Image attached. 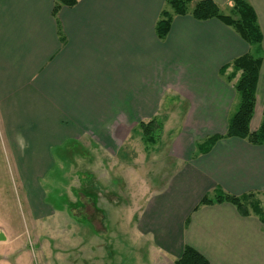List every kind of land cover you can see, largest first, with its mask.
I'll return each mask as SVG.
<instances>
[{
	"label": "crops",
	"instance_id": "1",
	"mask_svg": "<svg viewBox=\"0 0 264 264\" xmlns=\"http://www.w3.org/2000/svg\"><path fill=\"white\" fill-rule=\"evenodd\" d=\"M54 1L0 0L2 131L27 126L35 115H48L49 126L67 115L75 128L62 137L87 132L114 157L140 123L156 119L163 133L169 117L185 110L165 152L174 169L146 196L136 219L144 244L123 253L132 264H174L189 246L209 264H264V222L238 215L228 203L195 210L215 192L264 194V145L224 138L207 151L197 149L226 133L240 74L228 82L229 65L252 47L220 21L188 15L173 16L158 40L165 0H78L53 17ZM211 1L221 10L231 7L229 0ZM248 2L262 34L249 124L254 132L264 108V0ZM93 100L98 114L91 112Z\"/></svg>",
	"mask_w": 264,
	"mask_h": 264
},
{
	"label": "rangeland",
	"instance_id": "2",
	"mask_svg": "<svg viewBox=\"0 0 264 264\" xmlns=\"http://www.w3.org/2000/svg\"><path fill=\"white\" fill-rule=\"evenodd\" d=\"M99 105L89 103L93 114ZM184 112L169 117L156 145L145 147L138 127L114 157L87 132L62 137L74 127L67 115L50 126L48 115H35L27 126L6 133L0 127V232L7 239L0 242V264H132L123 252L144 244L136 219L146 196L174 169L165 152Z\"/></svg>",
	"mask_w": 264,
	"mask_h": 264
},
{
	"label": "trees",
	"instance_id": "3",
	"mask_svg": "<svg viewBox=\"0 0 264 264\" xmlns=\"http://www.w3.org/2000/svg\"><path fill=\"white\" fill-rule=\"evenodd\" d=\"M78 0H55L53 6V17L62 7H73ZM231 7L226 11L221 10L211 0H165L164 8L160 12L155 26V33L158 40L163 41L168 34L173 16H190L196 21H207L216 19L225 26L231 28L247 45L260 49L262 34L257 22L254 10L248 0H229ZM261 56H253L247 53L235 59L229 66L233 67L234 74L227 77L231 82L236 73H240L234 83V91L239 102L236 112L229 118L227 131L224 135L213 136L206 140V147L199 145L198 151L202 148L206 151L220 139L237 138L245 140L251 145H264V108L261 121L256 131L251 132L249 124L253 116L256 85ZM224 70L222 68V74ZM141 139L145 147L154 146L161 137L162 125L156 119L139 124ZM259 198L264 200V194L249 193L243 196H233L220 193L215 199L204 196L197 204L195 210L205 205L228 203L232 205L238 215L242 217L253 216L261 223L264 222V210ZM174 264H209L208 260L195 249L184 246L182 255L176 259Z\"/></svg>",
	"mask_w": 264,
	"mask_h": 264
},
{
	"label": "water",
	"instance_id": "4",
	"mask_svg": "<svg viewBox=\"0 0 264 264\" xmlns=\"http://www.w3.org/2000/svg\"><path fill=\"white\" fill-rule=\"evenodd\" d=\"M5 241L4 235L0 232V242Z\"/></svg>",
	"mask_w": 264,
	"mask_h": 264
},
{
	"label": "flooded vegetation",
	"instance_id": "5",
	"mask_svg": "<svg viewBox=\"0 0 264 264\" xmlns=\"http://www.w3.org/2000/svg\"><path fill=\"white\" fill-rule=\"evenodd\" d=\"M2 233V232H1ZM3 234V233H2ZM4 235V234H3ZM6 239V238H5ZM7 240V239H6ZM9 243V242H8Z\"/></svg>",
	"mask_w": 264,
	"mask_h": 264
}]
</instances>
